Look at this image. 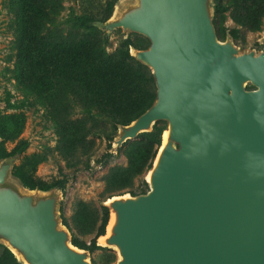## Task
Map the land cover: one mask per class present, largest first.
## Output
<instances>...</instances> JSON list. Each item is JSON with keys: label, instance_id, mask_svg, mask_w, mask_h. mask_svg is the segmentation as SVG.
<instances>
[{"label": "water", "instance_id": "95a60500", "mask_svg": "<svg viewBox=\"0 0 264 264\" xmlns=\"http://www.w3.org/2000/svg\"><path fill=\"white\" fill-rule=\"evenodd\" d=\"M215 15V0H118L97 24L149 41L130 55L156 86L110 151L166 124L149 190L101 203L114 264H264V51L221 40ZM18 156L0 160V245L22 264H94L63 222V189L24 186Z\"/></svg>", "mask_w": 264, "mask_h": 264}, {"label": "rangeland", "instance_id": "374dc122", "mask_svg": "<svg viewBox=\"0 0 264 264\" xmlns=\"http://www.w3.org/2000/svg\"><path fill=\"white\" fill-rule=\"evenodd\" d=\"M43 1L49 16L42 18L43 29L37 36L41 40L35 43V34H30L33 17L19 12L17 0H0V133L7 139L9 152L26 146L14 165L32 157L38 161L33 177L40 185L65 183L61 215L72 238L87 245L97 240L99 245L104 219L101 203L112 196L149 190L145 181L147 170L132 172V165L146 150V138L127 142L117 153L110 151L111 139L118 133L113 119L86 103L75 85L43 81L42 75L50 69L45 68L42 60L53 52L45 53L40 48L42 42L74 43L97 38L103 41L104 52L112 55L126 37L119 29L105 32L80 25L81 18L102 17L104 0ZM220 3L226 35L235 32L234 43L241 49L264 51L260 41L264 36V18L261 27L253 30L236 20L246 17L241 0H220ZM26 22H29L27 32ZM128 37L135 44L147 46V39L141 35ZM21 66L24 70H20ZM159 125L166 126L164 122ZM152 148L155 150L157 146ZM99 247L91 253L94 264L117 261L115 250ZM3 248L0 245V255Z\"/></svg>", "mask_w": 264, "mask_h": 264}, {"label": "trees", "instance_id": "16d2710c", "mask_svg": "<svg viewBox=\"0 0 264 264\" xmlns=\"http://www.w3.org/2000/svg\"><path fill=\"white\" fill-rule=\"evenodd\" d=\"M241 1L246 17H236V20L239 23L248 24L253 30H258L264 18V0ZM117 2L118 0H104L102 17L95 20L81 18L79 19L80 25L85 28H98V23L105 22L112 16ZM17 5L20 8L19 12L26 13L29 18L33 17L30 34H35L34 42L39 43L41 39L37 36L41 33L44 23L41 20L49 16L48 11L44 8L45 2L43 0H17ZM221 11L220 0H215V26L218 35L225 38L227 30L222 29ZM26 24L25 32L28 30L29 22H26ZM230 34L234 39L237 37L233 31H230ZM148 45L149 41L147 40ZM131 46L138 49L147 47L133 43L129 37L123 38L117 53L108 55L104 52L103 41L97 38L74 43L61 42L54 44L42 42L40 50H44L45 53L49 54L53 52V55L50 54L48 59L44 58L42 60L45 68L47 66L50 69L48 73L42 75V80L52 85H56L58 81H65L67 85H75L83 100L97 109L98 112L111 117L115 128L118 130L119 125H127L144 113L151 106L156 96V86L152 73L148 67L142 65L130 55ZM20 70H24V66H21ZM165 127V125L157 123L152 132L143 133L139 136L146 138V150L137 163L132 165L134 174L148 170L151 167L153 158L161 144ZM0 137H2L0 160L22 154L26 150V146L22 145L9 152L6 147L7 139L5 135L0 133ZM154 145L157 146L155 150L152 148ZM27 160L20 165H15L13 169V175L20 179L24 186L30 189L39 188L44 191L58 187L65 191V183L62 181L47 187L35 181L33 173L36 171L38 161L33 157ZM103 210L104 219L100 227V235L105 234L109 221V210L105 207H103ZM72 243L79 248L89 250L91 253L100 249L97 240H93L90 245H87L72 238ZM0 264L22 263L17 260L9 249L4 247L0 255Z\"/></svg>", "mask_w": 264, "mask_h": 264}, {"label": "bare ground", "instance_id": "6f19581e", "mask_svg": "<svg viewBox=\"0 0 264 264\" xmlns=\"http://www.w3.org/2000/svg\"><path fill=\"white\" fill-rule=\"evenodd\" d=\"M101 241H103L101 238H100Z\"/></svg>", "mask_w": 264, "mask_h": 264}]
</instances>
